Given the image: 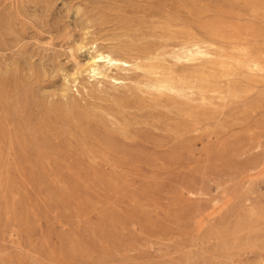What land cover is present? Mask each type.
Instances as JSON below:
<instances>
[{
    "label": "rangeland",
    "instance_id": "1",
    "mask_svg": "<svg viewBox=\"0 0 264 264\" xmlns=\"http://www.w3.org/2000/svg\"><path fill=\"white\" fill-rule=\"evenodd\" d=\"M0 264H264V0H0Z\"/></svg>",
    "mask_w": 264,
    "mask_h": 264
},
{
    "label": "bare ground",
    "instance_id": "2",
    "mask_svg": "<svg viewBox=\"0 0 264 264\" xmlns=\"http://www.w3.org/2000/svg\"><path fill=\"white\" fill-rule=\"evenodd\" d=\"M173 58L176 62H190L198 57L207 59L210 56L211 44L207 39H202L195 34H188L182 39H176L172 44ZM159 48L156 47L155 50ZM119 56L101 50L90 58L87 63V70L96 79L106 76V71L111 69L129 71L134 67H139L142 57L132 54V51L126 47L118 49ZM147 58V57H146ZM145 58V59H146ZM119 84H125V78H114ZM153 87L159 92L175 93L179 97H186L191 86L186 80L179 76L175 77L173 73H162L152 83Z\"/></svg>",
    "mask_w": 264,
    "mask_h": 264
}]
</instances>
